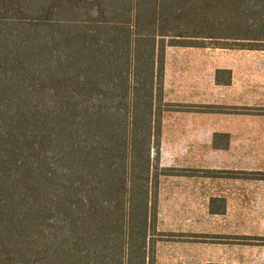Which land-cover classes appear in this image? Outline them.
Wrapping results in <instances>:
<instances>
[{"label":"trees","instance_id":"obj_1","mask_svg":"<svg viewBox=\"0 0 264 264\" xmlns=\"http://www.w3.org/2000/svg\"><path fill=\"white\" fill-rule=\"evenodd\" d=\"M208 43L264 0H0V264H155L165 49Z\"/></svg>","mask_w":264,"mask_h":264},{"label":"rangeland","instance_id":"obj_2","mask_svg":"<svg viewBox=\"0 0 264 264\" xmlns=\"http://www.w3.org/2000/svg\"><path fill=\"white\" fill-rule=\"evenodd\" d=\"M213 44L208 43L207 47L167 46L165 49V79L162 93L164 120L163 123L161 121L163 142L160 145V165L168 168V174L170 173L168 166L175 163L183 164L178 162V157L184 156L186 149L194 152L196 149H206L203 154H214L210 151V147L186 146V139L187 136L190 137L192 126L198 128L212 125L235 130L237 134L234 133L233 136L241 141V144L236 145L238 154L235 158L239 156L245 168L251 166L249 163L253 154L259 152L264 156L262 150L264 149V49L249 50L219 47ZM216 66L231 67L232 82L235 86L218 89L217 94L214 91L217 97L212 100L213 102L186 103L194 94L208 95L207 87L212 82L211 74ZM225 75L227 74H221L220 78L226 79ZM184 106L192 108V111L186 109L185 112L179 109ZM209 108L226 113L197 112ZM221 138L219 140L223 141L224 138ZM253 140H257L256 144ZM190 151L189 155H191ZM228 159L230 158L224 161ZM263 161L264 158H258L255 163H263ZM261 168H264V164ZM163 170L167 172V169ZM163 172L160 171L158 182L163 175H168ZM161 184L167 188L168 178L162 179ZM162 196L164 202L159 209L161 219L157 218L156 223L158 232L155 236V264H264V227L259 233L262 235L233 233L232 215L237 212L230 211L229 221L225 220L230 224L229 227L224 228V231L216 234L186 232L184 231L187 230L184 225L186 212L169 211L167 190ZM250 199L246 198L245 210L240 212L244 216V222L249 220L248 216L251 214L264 215V201H260L262 203L256 207L259 208L256 212V210L250 211L254 203L256 206V201ZM188 214L191 230L193 220L191 212ZM177 216L181 227L178 234L171 232L172 226H169L174 224L175 220L172 218L175 219Z\"/></svg>","mask_w":264,"mask_h":264},{"label":"crops","instance_id":"obj_3","mask_svg":"<svg viewBox=\"0 0 264 264\" xmlns=\"http://www.w3.org/2000/svg\"><path fill=\"white\" fill-rule=\"evenodd\" d=\"M218 70H228L230 73L228 74L226 72V79H221V74L224 73H218ZM211 75L212 82L207 87L209 91L208 95L201 96L194 94L186 103H210V101L217 97L214 91L217 94L218 89H222L225 86H235L232 82L230 66H216ZM216 79H219L221 82L228 79L229 81L228 83L222 84L218 83ZM185 107L187 106L179 109L182 111L186 109H188L186 111H192V108ZM197 112L210 114L226 113L219 109L215 110V108ZM163 120L162 118V123ZM162 123L161 144L163 142ZM198 128H194L193 126L190 128L191 133L190 137L187 136L186 146H192L194 148L210 147V151L214 154H203L204 151H207L206 149H196V152L186 149L185 155L178 157V162H183V164L177 165L175 163L172 166H168L171 168L170 173L163 175L158 184V218L161 219L159 209L164 202L162 193L167 190L169 211L186 212L184 222V225L187 227V230H184L186 232L216 234L224 231L225 227H229L230 222H225V220L229 221V212L231 211L237 212L232 215L231 229L234 231L233 233L239 235L257 233L258 235H262L259 233H261L260 231L264 227V215L261 216V214L258 215L257 213L251 214L248 216L249 220L244 222V216L240 212L245 210L244 203L246 202V198H251L250 200L253 202L256 201V206H254V203L250 211H259V208L256 209V207L262 203L260 202L261 200L264 201V168H261L264 161L263 163H255V161H258V158H264V156L259 152L255 155L253 154L251 162L249 163L251 166L245 168L240 160L241 158L239 156L235 158L238 154L237 149H235L238 148L236 145L241 144L238 137L233 136L234 133L237 134L235 130L234 132L231 128L224 129L222 126L216 127L212 125L207 127L201 126L199 130ZM221 137L224 138L223 141L219 140ZM253 142L256 144L257 140H253ZM189 151L191 155H189ZM181 157L183 158L181 159ZM226 158L230 159L224 161ZM165 178H168L167 188H164L163 184H161L162 179ZM188 212H191V218L193 220L191 230L188 222L190 219ZM172 220H175V222L169 225L172 226V228L170 227V231L178 234L177 232L181 229L178 221L179 217L172 218Z\"/></svg>","mask_w":264,"mask_h":264}]
</instances>
